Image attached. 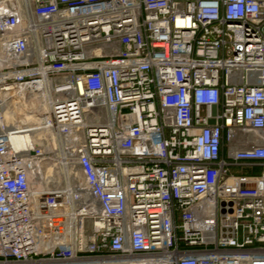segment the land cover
<instances>
[{
  "label": "built area",
  "instance_id": "2783aa9c",
  "mask_svg": "<svg viewBox=\"0 0 264 264\" xmlns=\"http://www.w3.org/2000/svg\"><path fill=\"white\" fill-rule=\"evenodd\" d=\"M0 264H264V0H0Z\"/></svg>",
  "mask_w": 264,
  "mask_h": 264
},
{
  "label": "rangeland",
  "instance_id": "374dc122",
  "mask_svg": "<svg viewBox=\"0 0 264 264\" xmlns=\"http://www.w3.org/2000/svg\"><path fill=\"white\" fill-rule=\"evenodd\" d=\"M232 172L235 174H241V173L260 174L261 169L260 167H255V168L235 167V168H232Z\"/></svg>",
  "mask_w": 264,
  "mask_h": 264
}]
</instances>
